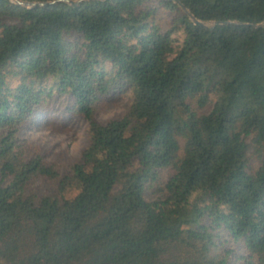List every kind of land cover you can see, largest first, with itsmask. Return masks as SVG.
I'll return each instance as SVG.
<instances>
[{"label": "trees", "instance_id": "16d2710c", "mask_svg": "<svg viewBox=\"0 0 264 264\" xmlns=\"http://www.w3.org/2000/svg\"><path fill=\"white\" fill-rule=\"evenodd\" d=\"M28 1L0 0V264H264V28L225 23L264 0ZM54 107L87 124L63 170L20 135Z\"/></svg>", "mask_w": 264, "mask_h": 264}, {"label": "rangeland", "instance_id": "374dc122", "mask_svg": "<svg viewBox=\"0 0 264 264\" xmlns=\"http://www.w3.org/2000/svg\"><path fill=\"white\" fill-rule=\"evenodd\" d=\"M166 19V18H165ZM129 103V93L101 104L95 116L101 122L120 116ZM57 107L46 111H37L33 117L25 122L20 135L33 148L38 149L44 160L53 162L59 169H64L72 160L76 159L87 144L86 121L79 116H70ZM33 150V149H32ZM251 166L255 162L250 159ZM32 188L37 193H44L53 188L52 182L42 179L35 180ZM7 264V263H4ZM228 264H236L229 261Z\"/></svg>", "mask_w": 264, "mask_h": 264}, {"label": "water", "instance_id": "95a60500", "mask_svg": "<svg viewBox=\"0 0 264 264\" xmlns=\"http://www.w3.org/2000/svg\"><path fill=\"white\" fill-rule=\"evenodd\" d=\"M13 1L18 3V4H21L23 6H27V7H31V6H35V5H46L49 3V2H34V1H28V0H13ZM59 1L67 2V3L72 4V5H77L84 0H52V3L59 2ZM180 5H181V8L189 15V17L191 18V20L195 24H200V25L212 28L214 25H216L218 23H223L221 21L204 22V21L198 20L191 14V12H189V10L183 4H180ZM210 23H211V25H209ZM225 23L253 25L256 28H259V27L264 28V21L259 22V23H255V24L240 23L237 21H225Z\"/></svg>", "mask_w": 264, "mask_h": 264}]
</instances>
